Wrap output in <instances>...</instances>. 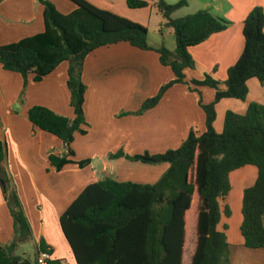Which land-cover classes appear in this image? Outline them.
Listing matches in <instances>:
<instances>
[{
  "label": "trees",
  "instance_id": "obj_1",
  "mask_svg": "<svg viewBox=\"0 0 264 264\" xmlns=\"http://www.w3.org/2000/svg\"><path fill=\"white\" fill-rule=\"evenodd\" d=\"M45 6V30L18 42L0 46V63L5 69L23 75L35 74L42 81L60 64L69 61L68 86L76 117L68 118L45 106L29 110L32 123L66 145L63 157L51 154L53 166L61 170L73 161L71 144L77 132L84 133L86 124L84 102L86 85L82 70L86 57L94 50L128 42L143 50L160 54L163 65L171 67L175 78L159 93L147 99L136 112L121 115H142L156 107L164 94L178 83L211 86L215 100L200 104L206 113V131L192 129L177 149L162 153L130 155L123 150L110 154L111 159L125 157L146 164L169 163V169L155 184L118 181L106 177L88 185L61 217L64 234L78 264H231L230 243L220 229L223 216L230 217L229 206L222 201L232 185L230 174L247 165L258 168L256 183L247 188L243 197L241 233L244 245L264 248V105L253 102L245 114L228 111L224 130L214 128L216 105L224 98L245 100L248 80L257 78L264 85V7H255L244 21V50L238 61L228 69L225 89L207 75L204 80H186L185 69L195 66L190 48L204 43L212 35L226 30L230 22L210 10L174 18L173 14L189 5L190 0L174 4L166 0H127L131 8H144L154 1L176 33V49L154 47L149 42L148 28L101 9L87 0H71L76 8L61 12L49 0ZM1 2V0H0ZM8 150L0 139V181L14 218L15 237L0 246V264H31L14 252L19 244L33 236L29 219L7 168ZM85 167L90 160L81 161ZM227 225H225V229ZM194 239V251L187 262V242ZM41 249L50 248L42 240ZM52 254V249L50 248ZM37 259L35 260V264ZM50 264H63L51 260Z\"/></svg>",
  "mask_w": 264,
  "mask_h": 264
},
{
  "label": "crops",
  "instance_id": "obj_2",
  "mask_svg": "<svg viewBox=\"0 0 264 264\" xmlns=\"http://www.w3.org/2000/svg\"><path fill=\"white\" fill-rule=\"evenodd\" d=\"M49 1L57 8L63 4L60 11L66 14L76 8L68 0ZM87 1L148 28L149 35L154 33L158 37L155 44L150 43L152 46L175 51V30L166 26L154 1L144 8H131L127 0ZM178 1L166 0L170 4ZM258 6L264 7V0H190L188 6L173 14L174 18H180L207 9L231 23L226 30L190 48L195 66L185 69L187 81L204 80L209 75L225 89L228 69L244 50V21ZM44 12L40 0H1L0 46L42 33ZM69 67V61H65L42 81H35V74H29L26 80L0 63V139L7 145L6 165L33 231L32 238L19 244L14 254L30 262L23 244H32L37 257L43 240L52 249L53 260L78 264L64 234L61 217L84 189L106 177L155 184L170 167L169 163L146 164L125 157L111 159L110 154L120 150L130 155L156 154L179 148L192 129L199 134L206 131V113L200 100L210 104L216 95L211 86L191 84L190 89L178 83L168 89L156 107L144 114L121 115L138 111L175 75L171 67L161 63L160 54L154 50H143L128 42L100 47L86 57L82 70L87 87L86 124L82 126L85 132L75 134L71 144L74 155L68 156L73 162L58 170L52 165L50 155L63 157L68 149L57 136L32 123L29 110L45 106L68 118L76 117L68 86ZM247 84L249 93L245 100L224 98L217 103L214 128L218 133L224 130L228 111L245 114L253 102L264 105V85L257 78L249 79ZM85 160H90V164L79 166ZM258 174L254 165L230 174L232 189L222 201V207L229 206L232 215L223 216L220 229L226 232L230 243L231 264H264V248L246 247L241 233L244 192L256 183ZM14 237V218L0 181V246L10 244Z\"/></svg>",
  "mask_w": 264,
  "mask_h": 264
},
{
  "label": "rangeland",
  "instance_id": "obj_3",
  "mask_svg": "<svg viewBox=\"0 0 264 264\" xmlns=\"http://www.w3.org/2000/svg\"><path fill=\"white\" fill-rule=\"evenodd\" d=\"M68 1H70L71 3H73L71 0H68ZM63 3V2H62ZM65 5H67L66 3H65ZM75 5V4H74ZM59 7H58V9L59 10H62L63 8H64V6H63V4L61 5H58ZM156 38H158L157 36H155L154 35V33H151L150 35H149V41H150V43L151 44H155V42H156ZM24 246V248L27 250V252L29 253V257H30V259H31V262L33 263V264H35V248L33 247V245L32 244H30V243H26V244H23ZM194 245H195V242H194V240L190 237L189 239H188V243H187V251H188V253H187V262H189L190 261V259H191V255H192V253H193V251H194ZM24 259H25V257H24ZM28 260V259H27Z\"/></svg>",
  "mask_w": 264,
  "mask_h": 264
},
{
  "label": "built area",
  "instance_id": "obj_4",
  "mask_svg": "<svg viewBox=\"0 0 264 264\" xmlns=\"http://www.w3.org/2000/svg\"><path fill=\"white\" fill-rule=\"evenodd\" d=\"M41 245L39 244L38 251H37V262L36 264H50L52 260V254L50 252V248L42 250Z\"/></svg>",
  "mask_w": 264,
  "mask_h": 264
}]
</instances>
